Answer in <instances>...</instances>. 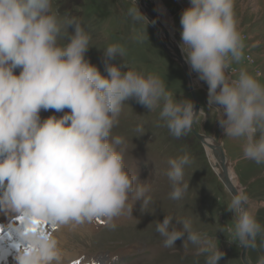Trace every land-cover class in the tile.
I'll return each mask as SVG.
<instances>
[{
    "label": "clouds",
    "instance_id": "9594fccd",
    "mask_svg": "<svg viewBox=\"0 0 264 264\" xmlns=\"http://www.w3.org/2000/svg\"><path fill=\"white\" fill-rule=\"evenodd\" d=\"M134 4L129 16L142 22L146 18L138 0ZM190 4L180 19L185 63L207 85L208 109L220 112L224 135L243 142L244 160L264 165V85L259 73L254 77L241 70L237 79L231 78L235 72L229 75L233 63L245 58L234 0ZM62 33L67 43H61ZM91 40L76 18L61 19L53 11V0H0V214L23 217L28 225L39 220L73 230L102 221L115 230V219L125 212L132 216L130 198L143 202L142 213L153 203L150 187L137 185L138 176L126 170L124 140L112 137L124 104L135 100L149 112L162 105L159 118L176 139L190 133L204 113L189 99H175L158 75L123 72L126 64L113 63L126 56L120 44L104 51L105 77L86 59ZM50 111L66 114L41 118ZM190 162L188 156L169 161L174 201L188 190L183 180ZM229 195L227 211L235 215L229 244L261 250L264 227L250 211L248 195L243 189ZM177 224L182 230L173 226L171 216L157 223L164 247L174 248L186 236L198 246L196 255L207 257L205 264L225 259L207 233L195 231L189 220ZM21 239L23 247L12 254L15 264H62L64 252L53 232L39 230ZM258 264H264V255Z\"/></svg>",
    "mask_w": 264,
    "mask_h": 264
},
{
    "label": "rangeland",
    "instance_id": "374dc122",
    "mask_svg": "<svg viewBox=\"0 0 264 264\" xmlns=\"http://www.w3.org/2000/svg\"><path fill=\"white\" fill-rule=\"evenodd\" d=\"M160 2L173 18V37L180 45V19L183 11L191 7L190 0ZM234 4L235 11L240 14L236 18H242L240 31L244 37L245 56H251L255 62V52L252 50H264V0H234ZM133 7H136L134 0H53V11L59 12L61 19L76 18L91 35V48L86 59L98 67L102 75H108L104 51L110 45L120 44L125 48L126 56L118 57L113 63L116 66L126 64L128 68H122L123 72L135 70L145 75H158L175 99H189L194 103L188 78L181 65L165 52L159 35L146 20L139 23L133 21L129 16V10ZM139 12L141 14L142 11ZM65 33L73 35L74 30L65 29ZM65 33H62V44L67 43L63 38ZM134 37H142L143 42H138ZM257 41L263 47L257 46ZM249 43L251 46H246ZM250 65L253 64L244 58L240 64L233 63L232 68L246 69ZM257 72L261 76V71L256 69V75ZM19 74L17 70L16 75ZM191 76L200 109H204L199 122L194 124L195 131L221 146L239 188L245 190L250 199V211L264 227V165L243 159V142L224 135L218 123L220 112L215 108L208 109L207 85L200 82L196 74L191 73ZM161 108L149 112L135 100L126 102L119 117V126L112 133L113 139L120 137L124 140L121 150L124 152L126 170L130 175L138 176L137 185L143 183L150 187L148 195L153 203L142 213L143 202L130 198L129 203L134 207L132 216L125 212L115 219V230L105 222L85 223L75 230L70 225L62 228L40 225L39 230L53 232L60 242H64L60 246L64 256L70 257L63 259L62 264H205L207 257H198V246L187 242L186 236L184 240L177 241L174 248L164 247V239L156 232V226L166 216L173 217V226L177 230H182V225L177 224L178 220H189L195 231L207 233L216 247L226 253L220 264H244L241 259L244 249L228 242L231 239L228 229L234 228L235 218L234 213L227 211L231 199L229 192L212 169L203 145L191 132L176 139L159 118ZM64 114L42 112L41 118ZM138 128L143 131H137ZM183 156H188L191 161L184 169L183 183L188 185V190L182 199L174 201L170 199L173 182L168 177L171 170L169 161ZM20 219L19 216L0 214V228H3L0 236L5 231L13 233L2 240L5 247L12 236L14 243L23 245L20 233L28 224L20 223ZM63 232L65 241L58 236ZM260 243L258 237L257 244ZM262 255L264 248L259 251L247 250L249 264H258Z\"/></svg>",
    "mask_w": 264,
    "mask_h": 264
},
{
    "label": "water",
    "instance_id": "95a60500",
    "mask_svg": "<svg viewBox=\"0 0 264 264\" xmlns=\"http://www.w3.org/2000/svg\"><path fill=\"white\" fill-rule=\"evenodd\" d=\"M140 2H141V1L138 0V6H139V3H140ZM148 4H149V12H150V14H151V18H152L151 20L148 21V24H149L151 27H153V28L155 29V31L157 32V34H158L159 32H158L157 26H156V25L152 26V24H153V20H154V19H155V20L157 19V14H156V12H155V8H154V6H153L150 2H148ZM164 31H165V34H166V43L172 47V49H173V51H174V54H172V53L168 50V48L166 47V45H165L164 43H162L161 41H160V43H161L163 49L165 50V52H166L171 58H173L175 61H177V62L181 65V67H182L184 73L186 74V76H187V78H188V81H189V87H190L191 94H192L193 99H194V104L196 105V110H197V112H199V110H200V106H199V102H198L197 96H196V94H195L194 84H193V78H192V76H191V72H190L189 66L185 63L184 56L182 55L181 50H180V46L178 45V43H177V41L175 40V38H174V37H171L167 30L164 29ZM191 133L194 135V137H195V138H196V139H197V140L203 145V147L205 148V150H206V152H207V158H208V160H209V163H210L212 169L217 173V176L219 177V179H220V180L222 181V183L224 184L226 190H227L228 192L231 191V192H233V194H236L237 189L232 185L231 182L227 181V176H224V178H223V177H222V174H221V173H218V171H219V167L216 166V165H214V164L212 163L213 161H212L211 156H210V155H211V152L214 153L215 156L217 155L218 158H219V160L226 161V157H225L224 151H223V149L221 148V146H219L218 144H214V145L208 144V143L206 142V141H207V138H205V136H203V135L197 133V132L195 131L194 126H193V129H192ZM208 149L211 150V151H208ZM216 159H217V157H216ZM216 162L219 163L218 161H216ZM215 166H216V167H215ZM217 167H218V168H217ZM241 259H242V261H243L244 264H249V262H248V260H247V250L244 249V250L242 251Z\"/></svg>",
    "mask_w": 264,
    "mask_h": 264
},
{
    "label": "bare ground",
    "instance_id": "6f19581e",
    "mask_svg": "<svg viewBox=\"0 0 264 264\" xmlns=\"http://www.w3.org/2000/svg\"><path fill=\"white\" fill-rule=\"evenodd\" d=\"M140 1L141 2L139 3L138 8H139L140 11H142L141 14L146 18L145 20L147 22L152 19L151 18V14L149 12V4H148V2H150L154 6L155 12L157 14V19L153 20V24L157 26V29H158V32H159L158 33L159 39H160V41L162 43H164L166 45L168 50L172 54H174V51H173L172 47L166 43V34H165V31H164V29L167 30L168 33L170 34V36L173 37V34H174L173 18L170 15V12L164 7V5L161 4L160 0H140ZM206 142L208 144L214 145V143L210 142L209 140H207ZM208 151H211V150L208 149ZM210 156H211V159L213 161L212 163L219 167L218 173H220V170H221L222 174H223L222 177L224 178V176H227V181L231 182L232 185L237 190L240 189L238 184H237V182H236V177H235L234 172L232 171L231 167L228 166V164H227L228 161L227 160L226 161L219 160L218 156H215V154L212 153V152H211ZM216 157H217V159H216ZM216 161H218L219 163H217ZM63 235H65V232H63L61 234H58V236L60 237L61 241H65V238H64ZM60 244L63 245L64 242H60ZM69 257L70 256H64L63 259L65 260V258H69Z\"/></svg>",
    "mask_w": 264,
    "mask_h": 264
},
{
    "label": "crops",
    "instance_id": "0c3cea01",
    "mask_svg": "<svg viewBox=\"0 0 264 264\" xmlns=\"http://www.w3.org/2000/svg\"><path fill=\"white\" fill-rule=\"evenodd\" d=\"M164 4V3H163ZM164 7L166 8V6L164 5ZM167 9V8H166ZM168 10V9H167ZM169 11V10H168ZM235 14L236 16L240 17V14H238L236 11H235ZM238 21H239V30H241L240 26L242 25V18H238ZM255 38V37H254ZM254 42V41H253ZM256 44V43H255ZM251 46V43L247 44L246 46ZM257 46L260 45V42L257 41ZM260 47H263V45H260ZM254 53V56H255V59L256 61L254 62L253 65H250V67L246 68V69H238L239 71L241 70H246L248 71L251 75H253L254 77H256L257 75L255 74V71L256 69L260 70L261 71V76H258V80L259 82L264 85V71H263V68H264V50H252ZM246 54V50H244V56ZM235 66V65H234Z\"/></svg>",
    "mask_w": 264,
    "mask_h": 264
},
{
    "label": "snow or ice",
    "instance_id": "6c2138e0",
    "mask_svg": "<svg viewBox=\"0 0 264 264\" xmlns=\"http://www.w3.org/2000/svg\"><path fill=\"white\" fill-rule=\"evenodd\" d=\"M20 223L25 224V219L21 217ZM102 223V221H101ZM47 221H39L36 220L32 223V225H27L25 229L20 233V235L27 236L28 233L39 231L40 225H47ZM0 232H3V228H0ZM23 245L18 246V249L22 248ZM77 264H80V262H77Z\"/></svg>",
    "mask_w": 264,
    "mask_h": 264
},
{
    "label": "built area",
    "instance_id": "2783aa9c",
    "mask_svg": "<svg viewBox=\"0 0 264 264\" xmlns=\"http://www.w3.org/2000/svg\"><path fill=\"white\" fill-rule=\"evenodd\" d=\"M245 59H246L248 62H250L251 64H254V61L252 60V57H251V56L246 55V56H245ZM232 72H235V73L237 74V75L231 76L232 79H235L234 77L238 76L239 70H238V69H234V68H232V70L229 71V75H231ZM257 73H259V76H260V72H257Z\"/></svg>",
    "mask_w": 264,
    "mask_h": 264
}]
</instances>
